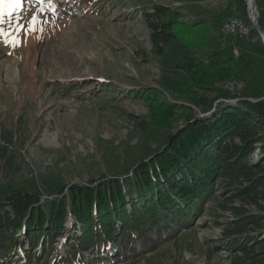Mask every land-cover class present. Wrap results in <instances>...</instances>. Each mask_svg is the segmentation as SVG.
<instances>
[{
	"label": "rangeland",
	"instance_id": "1",
	"mask_svg": "<svg viewBox=\"0 0 264 264\" xmlns=\"http://www.w3.org/2000/svg\"><path fill=\"white\" fill-rule=\"evenodd\" d=\"M247 1L241 9V0H46L45 7L51 5L53 12L39 11L29 2L31 8L6 16L0 24L7 33L0 35V199L16 189L54 198L67 184L126 175L168 132L151 122L149 105L154 101L148 99L157 92L165 101L181 99L171 87L177 76L184 81L196 74L210 85L212 80L196 73V67L226 60L227 54L236 57L234 43L250 62L242 68L234 58L235 75L223 79L222 90L230 91L225 86L232 82L247 99H264L254 96L264 91V54ZM155 4L165 7L162 19L175 35L156 48L148 27L154 18L147 15ZM254 5L264 33V0ZM33 16L35 31L29 28ZM229 16L249 25L248 35L224 32ZM192 21L205 25L193 27ZM18 25H23L19 32ZM14 37L16 46L8 43ZM222 48L225 55L213 54ZM247 129L251 146L241 158L260 180L251 189L244 188V180L217 186L204 204L223 224L236 215L254 217L256 222L243 226V235L264 232V124L254 119L236 134ZM231 141L242 143L235 136ZM202 217L179 242L109 264H233V253L221 246L208 259L206 249L221 236V225L213 227L205 211ZM67 227L53 245L44 241L36 246L39 262L64 260L67 235L76 231ZM256 250H264V239ZM22 255L21 250L11 254L9 264H24Z\"/></svg>",
	"mask_w": 264,
	"mask_h": 264
},
{
	"label": "trees",
	"instance_id": "2",
	"mask_svg": "<svg viewBox=\"0 0 264 264\" xmlns=\"http://www.w3.org/2000/svg\"><path fill=\"white\" fill-rule=\"evenodd\" d=\"M163 10V5L155 4L147 13L154 18L148 27L155 48L175 36L162 19ZM203 25L204 21L191 22L193 27ZM226 50L213 54L225 55ZM259 50L264 54L263 45ZM226 56L207 67H196V73L212 80L210 85L198 81L196 74L184 81L177 76L171 87L181 99L165 101L161 92L148 99L154 101L149 105L151 122L168 132L164 142L131 165L126 175L67 184L54 198L41 199L37 190L16 189L0 199V263L9 264L11 254L21 250L25 263L47 264V259L39 262L40 253L34 249L44 241L53 245L69 224L76 231L67 235L69 253L59 264H109L139 258L162 243L179 242L194 229V220H203L205 211L213 227L221 225V236L206 249L208 259L221 246L233 253V264H264V250H256L264 232L243 235V226L256 222L254 217L236 215L223 224L204 208L217 186L225 188L244 180V188L251 189L260 180L241 158L251 146L246 135L251 130L236 132L254 119L264 124V99L253 102L243 89L239 93L222 90L223 79L235 75L233 59L242 68L250 62L241 53ZM261 95L263 90L254 94ZM198 111L204 114L198 116ZM234 136L242 143H233Z\"/></svg>",
	"mask_w": 264,
	"mask_h": 264
},
{
	"label": "snow or ice",
	"instance_id": "3",
	"mask_svg": "<svg viewBox=\"0 0 264 264\" xmlns=\"http://www.w3.org/2000/svg\"><path fill=\"white\" fill-rule=\"evenodd\" d=\"M42 2V0H41ZM22 7V0H0V24L4 23V18L7 16L9 19L12 18L13 13L17 12ZM50 7H52L50 5ZM35 24H36V17H32V21L29 25V28L32 31H35ZM23 25L17 26V31L19 32L22 30ZM0 35H7V33L4 32L3 29H0ZM8 43L13 44V46H16L19 43V40H17L15 37L8 41Z\"/></svg>",
	"mask_w": 264,
	"mask_h": 264
},
{
	"label": "bare ground",
	"instance_id": "4",
	"mask_svg": "<svg viewBox=\"0 0 264 264\" xmlns=\"http://www.w3.org/2000/svg\"><path fill=\"white\" fill-rule=\"evenodd\" d=\"M248 1H249V5L251 7V8H249L250 13H251V16H252L253 19H257L258 14H257L256 10H253L252 9L253 8V5H254V1H252V0H248ZM248 1H247V3H248ZM226 23H228L227 26H226V28H225L226 29L225 31L227 33H231V34L232 33H234V34L236 33V34L239 35V33L241 32V29H242V22H240V20L238 18L231 17V18L227 19V22ZM263 39H264V37H263ZM226 85H227V83H226ZM229 86L230 87H233L232 82H228V87Z\"/></svg>",
	"mask_w": 264,
	"mask_h": 264
},
{
	"label": "built area",
	"instance_id": "5",
	"mask_svg": "<svg viewBox=\"0 0 264 264\" xmlns=\"http://www.w3.org/2000/svg\"><path fill=\"white\" fill-rule=\"evenodd\" d=\"M229 17H234V16H229ZM240 22H242V29H241V32L239 33L238 36H246V35H248V33H249V31H250V26L247 25L246 23H244L243 21H240ZM251 22H252V21H251ZM227 24H228V23H224V26H223L224 32H225V30H226L225 28H226ZM252 26H254V25H253V22H252ZM258 27H259V26H258ZM258 27H257V28H258ZM234 47H236V57H237L238 55H240V50H238V45H237L236 43H234ZM237 82H238V81L235 80V85H236ZM225 88H230V92H237V91H238V88L236 89L235 87H228V83H227V85L225 86Z\"/></svg>",
	"mask_w": 264,
	"mask_h": 264
},
{
	"label": "water",
	"instance_id": "6",
	"mask_svg": "<svg viewBox=\"0 0 264 264\" xmlns=\"http://www.w3.org/2000/svg\"><path fill=\"white\" fill-rule=\"evenodd\" d=\"M247 6H248V9L251 8L250 5H249V1L247 3ZM252 9L255 10V5H253V8ZM248 17L251 18V21L253 22L254 28H256V31H257L259 37L261 38V43L264 46V39H263L264 33L259 28H257L258 27V20L257 19H253L250 12H249ZM216 106H217V102L214 104L213 108H215ZM203 114L204 113H199L198 116H202Z\"/></svg>",
	"mask_w": 264,
	"mask_h": 264
}]
</instances>
